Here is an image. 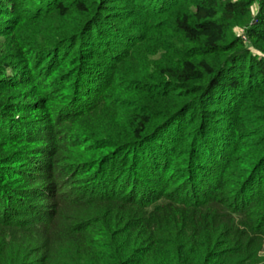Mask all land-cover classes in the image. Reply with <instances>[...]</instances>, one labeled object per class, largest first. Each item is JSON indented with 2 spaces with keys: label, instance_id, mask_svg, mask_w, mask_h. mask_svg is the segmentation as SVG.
<instances>
[{
  "label": "trees",
  "instance_id": "16d2710c",
  "mask_svg": "<svg viewBox=\"0 0 264 264\" xmlns=\"http://www.w3.org/2000/svg\"><path fill=\"white\" fill-rule=\"evenodd\" d=\"M263 254L264 0H0V264Z\"/></svg>",
  "mask_w": 264,
  "mask_h": 264
},
{
  "label": "built area",
  "instance_id": "2783aa9c",
  "mask_svg": "<svg viewBox=\"0 0 264 264\" xmlns=\"http://www.w3.org/2000/svg\"><path fill=\"white\" fill-rule=\"evenodd\" d=\"M243 38H244V39H246V37H245V36H244Z\"/></svg>",
  "mask_w": 264,
  "mask_h": 264
},
{
  "label": "rangeland",
  "instance_id": "374dc122",
  "mask_svg": "<svg viewBox=\"0 0 264 264\" xmlns=\"http://www.w3.org/2000/svg\"><path fill=\"white\" fill-rule=\"evenodd\" d=\"M263 256H264V254H263ZM263 256H262V257H263ZM262 264H264V262H263Z\"/></svg>",
  "mask_w": 264,
  "mask_h": 264
}]
</instances>
